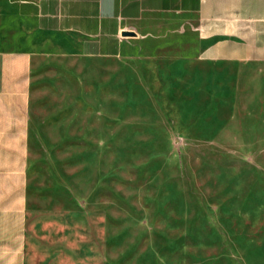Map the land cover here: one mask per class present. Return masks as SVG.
<instances>
[{"label": "rangeland", "instance_id": "374dc122", "mask_svg": "<svg viewBox=\"0 0 264 264\" xmlns=\"http://www.w3.org/2000/svg\"><path fill=\"white\" fill-rule=\"evenodd\" d=\"M196 25L148 15L83 67L53 49L29 264L50 263L34 238L51 231L53 264H264V60L204 58Z\"/></svg>", "mask_w": 264, "mask_h": 264}, {"label": "crops", "instance_id": "0c3cea01", "mask_svg": "<svg viewBox=\"0 0 264 264\" xmlns=\"http://www.w3.org/2000/svg\"><path fill=\"white\" fill-rule=\"evenodd\" d=\"M151 14L195 19L208 60H264V0H0V264H29L33 148L53 144V49L82 67L115 61ZM37 238L52 242L35 249L53 264V231Z\"/></svg>", "mask_w": 264, "mask_h": 264}, {"label": "water", "instance_id": "95a60500", "mask_svg": "<svg viewBox=\"0 0 264 264\" xmlns=\"http://www.w3.org/2000/svg\"><path fill=\"white\" fill-rule=\"evenodd\" d=\"M124 35H132V36H135L136 35V32H134V31H125L124 32Z\"/></svg>", "mask_w": 264, "mask_h": 264}]
</instances>
